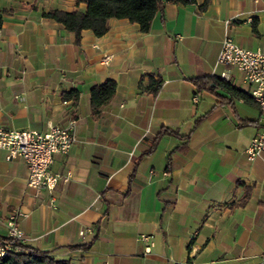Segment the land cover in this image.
Wrapping results in <instances>:
<instances>
[{
    "label": "crops",
    "instance_id": "0c3cea01",
    "mask_svg": "<svg viewBox=\"0 0 264 264\" xmlns=\"http://www.w3.org/2000/svg\"><path fill=\"white\" fill-rule=\"evenodd\" d=\"M203 3L165 4L146 33L109 19L105 35L83 30L77 43L42 14L85 4L0 0V127L43 132L74 118L78 138L52 157L50 171L65 178L52 192L27 188L25 161L0 151V237L16 212L23 245L69 264H255L264 255V153H244L259 108L221 89L195 93L191 82L225 72L247 94L240 73L215 61L226 37L264 53V0ZM159 78L153 95L149 80ZM107 81L115 93L93 115L90 89ZM71 92L76 106L64 98ZM161 129L179 136L154 144Z\"/></svg>",
    "mask_w": 264,
    "mask_h": 264
},
{
    "label": "built area",
    "instance_id": "2783aa9c",
    "mask_svg": "<svg viewBox=\"0 0 264 264\" xmlns=\"http://www.w3.org/2000/svg\"><path fill=\"white\" fill-rule=\"evenodd\" d=\"M215 66H226L237 70L242 82L248 87V96L257 104L260 112V128L244 150L249 160L264 153V53L260 50L250 51L236 45L230 38L221 41ZM221 79L228 81V75L223 72ZM77 120L71 118L65 125L48 124L43 132L31 130H15L0 127V151L6 160L22 159L27 166L26 186L36 194L42 191L52 192L60 181H65L62 175L52 173L50 164L55 154L66 155L78 141L76 133ZM18 213L9 215L6 222L7 234L0 237V258L5 257L25 240L23 232L17 223ZM87 229L79 230V236H84ZM138 240L147 244L149 236L140 235ZM149 252L146 246L145 253ZM255 264H264V255Z\"/></svg>",
    "mask_w": 264,
    "mask_h": 264
},
{
    "label": "trees",
    "instance_id": "16d2710c",
    "mask_svg": "<svg viewBox=\"0 0 264 264\" xmlns=\"http://www.w3.org/2000/svg\"><path fill=\"white\" fill-rule=\"evenodd\" d=\"M76 4H85L84 11L65 12L57 9H51L44 12L42 16L51 19L73 33L75 41L78 43L83 30H89L96 37L105 35L109 29V19H126L130 23L139 25L141 32L146 33L150 30L151 21L155 15L163 14L165 4L182 3L189 4L193 0H75ZM209 0H204L200 9L205 10ZM196 88V92L208 91L217 97L221 95L217 92L219 89L225 90L232 96L248 101L250 97L245 92L233 87L224 79L216 77H201L191 80ZM162 85V79L149 80V92L156 95ZM115 82L107 81L103 85L93 86L90 89V107L93 115L99 113L101 108L106 105L115 93ZM78 92H71L64 96L65 99H73V106L78 101ZM163 135L178 137L176 131L161 129L157 139ZM153 144V145H154ZM133 175H131L132 178ZM250 189L247 188L243 198L235 204V207L243 206L250 196ZM89 244L82 247L87 248ZM0 264H69L68 261H56L48 256L46 252L40 251L30 246L19 244L14 250L5 257L0 258Z\"/></svg>",
    "mask_w": 264,
    "mask_h": 264
}]
</instances>
